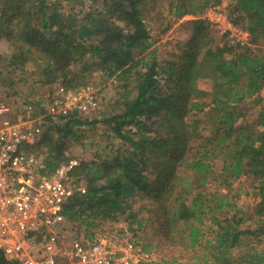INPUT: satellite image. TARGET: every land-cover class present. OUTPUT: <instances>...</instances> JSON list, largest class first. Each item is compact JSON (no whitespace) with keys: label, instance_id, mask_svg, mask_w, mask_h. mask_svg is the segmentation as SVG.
Listing matches in <instances>:
<instances>
[{"label":"trees","instance_id":"obj_1","mask_svg":"<svg viewBox=\"0 0 264 264\" xmlns=\"http://www.w3.org/2000/svg\"><path fill=\"white\" fill-rule=\"evenodd\" d=\"M85 1L96 7L62 11L64 2ZM222 3L0 0V37L13 47L10 62L31 64L37 83L74 89L94 73L120 82V111L104 123L123 146L74 167L85 192L61 207L62 230L74 229L70 239H92L101 223L126 220L131 231L133 222L149 223L158 244L200 245L201 264H264V109L247 117L248 100L258 104L264 89V0H229L224 8L248 32L244 45L217 42L202 18ZM185 16L189 37L160 57L151 31L160 36L171 18ZM92 122L74 112L45 128L34 148L46 153V173L67 162L66 150ZM242 177L258 185L254 226L241 225V191L230 193ZM135 198L151 199L139 206L144 217L133 209ZM0 264L16 263L0 251Z\"/></svg>","mask_w":264,"mask_h":264},{"label":"built area","instance_id":"obj_2","mask_svg":"<svg viewBox=\"0 0 264 264\" xmlns=\"http://www.w3.org/2000/svg\"><path fill=\"white\" fill-rule=\"evenodd\" d=\"M202 18L230 43L249 44L248 32L222 4L206 9ZM83 93L57 85L47 102L27 99L18 108L0 96V251L16 264H158L154 252L124 235L79 237L67 244L61 239V207L84 193L85 183L72 178L73 158L46 173V153L34 146L51 122L90 112L95 101Z\"/></svg>","mask_w":264,"mask_h":264},{"label":"rangeland","instance_id":"obj_3","mask_svg":"<svg viewBox=\"0 0 264 264\" xmlns=\"http://www.w3.org/2000/svg\"><path fill=\"white\" fill-rule=\"evenodd\" d=\"M229 0H223V7L225 8ZM71 7L75 13L79 11H86L90 8L96 7V5H90V2L85 1L82 6L73 3H63L62 11L71 12ZM81 13V12H79ZM167 17H169L167 15ZM189 16H185L179 21H174L172 18V25L162 35H156V30H152L153 35V47L156 49L160 57H168L169 51H174L175 46L186 40L189 37V31L186 26L182 25L184 19H189ZM211 32L216 38L217 42H222L225 39L220 38L214 27H210ZM13 47L9 42L0 37V96L6 98V100L14 107H19L20 102L23 100L34 101H46L47 93L53 91L57 86L53 84H40L35 81V76L32 73V65L25 64L21 66L18 63L10 62L12 59ZM77 66L74 65L73 68ZM120 82L114 77L101 76V73L91 74L89 81L85 85H81L74 89H68L71 92H83L89 93L95 101V106L89 109V113L81 114L82 118H86L89 121H93L91 125L82 126L84 137L78 141L71 142L69 148L65 152V157L76 159L77 164L79 159H93L96 154L102 156H110L118 148L123 146V143L117 139L113 133L109 130V127L104 123L106 117L111 116L114 113L120 111L119 101H121V87ZM62 86V85H61ZM64 87V86H63ZM83 93V94H84ZM82 94V95H83ZM262 100L258 104L252 103L249 99L247 105L249 110L247 112L248 120H251L260 109H264V89L259 93ZM45 103V102H44ZM48 126V125H47ZM46 126V127H47ZM45 127V128H46ZM44 128V130H45ZM43 130V131H44ZM114 150V151H111ZM112 152V153H111ZM73 179L83 180L84 177L73 175ZM257 183L253 179L242 177L234 181L231 194L236 190L241 191L237 199V206L244 213V222L242 226L250 225L254 226L258 215L255 213V205L258 201V188ZM224 191H227L224 190ZM150 198H135L134 210L140 209V205H148ZM141 210L139 217H144V209ZM261 217H264V212ZM133 231L129 229L128 222L126 220H120L117 222L106 221L101 223L98 227L94 228V236L106 234V235H124L141 244L146 250H150L155 253L158 264L167 262V264H201L203 259L202 247L197 245L195 249H175L165 243L158 244L157 237L153 233V228L149 223H144L143 226L138 227L136 222L131 225ZM74 233V229L62 230L60 232L61 239L64 244H67L70 240V236ZM261 245H264L262 242Z\"/></svg>","mask_w":264,"mask_h":264}]
</instances>
